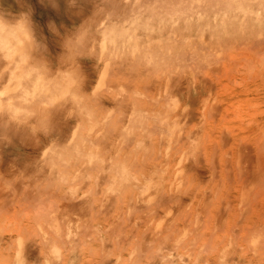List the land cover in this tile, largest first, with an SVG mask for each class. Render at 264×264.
Wrapping results in <instances>:
<instances>
[{
  "label": "bare ground",
  "instance_id": "obj_1",
  "mask_svg": "<svg viewBox=\"0 0 264 264\" xmlns=\"http://www.w3.org/2000/svg\"><path fill=\"white\" fill-rule=\"evenodd\" d=\"M11 1L14 3L19 2V0H11ZM80 1H82V0H80ZM80 1H78V0H52V2H54L53 4H51L54 7L53 8L50 4L47 3V1L40 0L39 8H41L42 12L37 13L38 18L42 19V18H45L44 17L45 16L44 11H46L47 9L54 10L55 12H57V13H54V14H57V18H58L57 24H61L60 25L61 28L64 27V25L62 23L65 20V16L68 19H72V18H78L79 19L80 18L79 24L81 27L79 30H77V33H75L76 29L74 30L75 31L74 32V34H75L74 38L72 36V33L67 34V31L65 32L64 30H62V34H61L60 30L58 29L60 26H57V30L56 29L50 30V28L48 26L50 24H47L49 31H50V32L48 31L49 33L47 32L48 33L47 35H49V36L52 35V41L56 44V46L60 45L61 49H62V47L65 48V49H63L64 51H63L61 57L59 58L60 60H56V64H54V66L59 64V65H62L64 69L68 70L67 72H64L62 74L63 81L68 85L69 89H71L73 87L76 88V92L72 93V100H73V104H74L75 112H76L75 123H66L64 120L63 114L57 113L54 115V117H49V119L46 120L42 126H40L43 129H46L48 131V134H44L43 131L36 130V126H34L32 122H29L26 124H16L14 122H9L6 119H0V177L4 178L5 180H6V178H30L29 180H31V178L36 179L39 177H43L45 179L47 178L50 183L48 184V182L46 180V183L48 184L47 186H44L46 183L40 184V185H43L42 186L43 188L48 187V189L46 188L48 192H50V187L54 186V188H55V183L60 182L59 185H57L58 183L56 184L57 185L56 190L61 186V184L66 183L67 188L69 187L70 190H75L73 195H75V193H76V187L75 186L77 185L79 179H81V181L89 184L88 180H91V178H92L93 182H92V184L90 183L89 187H91V185H92V187H94V189L90 188L89 189V190H91L90 192H92V190H97V191L102 190V192L100 191L102 193L101 197H103L101 204L99 203L100 201H97L101 206L100 207L97 205L98 209L100 207L98 215H103V214L108 215V213L106 212V211H108L107 207H108L109 203H111L112 199L115 200V198H113V197L115 195H118L120 190H122V192H123V190L130 189V188L136 190L135 193L137 195H134V198L136 199L135 201L136 202L138 201L139 203L143 202V200L146 198V196H148V198H151L152 196L157 194V192L159 194H158V196L156 195V197H158V198L160 197L159 199L161 202H162V200H164V202H166V203L168 201H169V203H171V200H172V202H174L173 199L175 198L176 194L174 196L172 194H168L166 191V190L170 191L173 189V188H171V185L168 187V185H169L168 182L170 180L167 179L168 176H173V174L170 175L168 173L166 175V172H167L166 168L172 162V161H170V163H168V161H167L169 158L168 151L171 150L169 146L171 145L172 142H175V141H177V142L182 141L183 142L184 141L187 143L189 142L191 144V147H189V148H187L188 145L186 144L187 145L185 147L186 149H190V148L194 149L196 146H199V147L201 146V145H198V144H200L201 140H202L201 143H203V141L206 140L205 141L206 143H208V142L211 143V145H210L211 151L210 152H212V150H213L212 148H214L212 154L210 153L212 156L211 155H210L211 157L209 155L207 156L209 158L208 159L209 163L211 162V160L213 161V163H214V160L216 162V164H213L214 166H212L213 167L212 170L216 169L217 162H219L216 160L218 159L221 161V162H219L221 164H222V162L223 163L226 162V164H227L226 173H227L228 172L227 169H228V165H229L228 163L230 160L232 161V165H231L232 167L230 166L231 168H229L232 171L231 170H229V171H231L230 177L232 176V184H230V185H232L231 187L234 190V196L233 195H230V196L234 197V203L236 205H235V208L232 205H230L229 209H228V207L225 205H229V203L226 202L227 204L225 203L224 206L222 204V206L224 208L227 207L226 212H227V209L229 211L230 207L232 206L231 208L234 209L233 216H234L235 221H233V220H231V221L235 222V224L233 223L234 227H232L233 229L231 228L232 231L230 229L232 234L231 233H227V234L228 235L231 234V237L235 233L239 234L238 236L236 235L237 237H239L241 235L240 238H242L241 239L242 241L240 240V238L238 240L241 242H243V241L246 242L247 244L244 242L243 243L246 245L247 248L245 247L246 251H243V248L245 245H242L240 247L239 245H237L239 243H236L238 248L243 247L241 250L243 252H246V253L249 251V253H251L250 258L253 261H257L259 259L262 260L264 258V0H89V1L83 0L84 3H79ZM88 3H90V4H88ZM86 5H87V7H89V9L91 11L93 10L92 13L89 15L85 14V11L83 9ZM5 11L6 10L4 9V7L0 4V16H3V14H5ZM6 14H9L8 11H6ZM6 17L7 16H5V18ZM53 17L54 16H52V18ZM12 18H13L12 16L11 17L9 16L7 19H12ZM48 21H49V19H48ZM45 23H46V21H45ZM64 28H66V27H64ZM33 30H34V27H33ZM67 30H69V29H67ZM41 35H43V34L40 33V31L37 29V32H35V36L37 37V41L40 44H42V42H43V44H42L43 50L37 52V54H36L37 58L42 57L49 64H51L50 62H52V61L50 60V62H49V57L44 56V54H43L45 50L48 51V49H47L48 47L46 46V44L43 40L44 37L41 38ZM46 38H47V36H46ZM45 47H47V48L44 49ZM47 51H45V52H47ZM97 51L99 52L98 61H100L102 65H101L100 70L97 69L96 80L93 83L92 76H90V74L86 76L84 73V69L81 67V65L76 66L77 63L75 61H78L79 57L83 56V59H88V60L90 59L92 61L97 62V60H96ZM56 52H58V51L56 50ZM51 56H52V54H51ZM45 57H47V58H45ZM78 64H81V63L78 62ZM94 64H92V65H94ZM51 65H53V63ZM70 65H71V67H69ZM90 65H91V63H90ZM97 68H99V66ZM92 69H93V66H92ZM92 69H89V70H92ZM95 70H96V68H95ZM94 84H96V86L92 90ZM80 85H82V87L79 89ZM67 94H68L67 91H65L63 93V95H67ZM62 98H63V96L54 97L52 99V102L55 103L57 99H62ZM235 99H236V102H234ZM231 126H233L232 129H231ZM185 127H187L188 131L187 132L185 131V133H184ZM14 138L16 139V141H17V139H18V141H20L19 144H21V145L24 144L26 146L25 147L24 145H22V147L24 146L26 148L25 153H27V155L24 158H21L22 160L19 159V160H21L20 162L17 160L15 161L14 158L11 159V157H9L10 152H12L11 151L12 148L11 147L8 148L7 145H9L13 141ZM207 140H209V141L207 142ZM165 141L169 145L168 151L165 152L167 154V155L166 154L165 155L167 157L166 163H168V166L164 162L165 160L163 162L161 161L162 158L160 156L161 155L163 156L162 153L160 156L158 155V157L161 158L160 159L161 162L160 161L156 162L157 159H159V158H157L154 161L153 160L154 157H152L153 158L152 161L156 162V165H157V163L159 165L161 163H163V164L165 163L164 165H166L167 167L165 169H162V167L164 166L163 164H162V167L157 166L155 168V170H154V167L153 168L150 167L149 169H151V170H148V171H150L151 175L147 171V173L150 176L143 179L144 181L142 180L143 182L140 183L139 182V176H141L140 175L141 173L139 174V172H140V169L142 168L141 166H143V169H144L145 168L144 161H146V159H147L146 163L149 161L147 158L148 157L147 153H149L150 157H151V155H154L155 150H157L158 148L160 149V146L158 144H165L164 143ZM205 142H204V145L206 144ZM127 145H130L131 149L128 150L130 152L125 154L123 149ZM177 145L175 144L176 148L178 147ZM179 145H180V143H179ZM212 145L214 147H212ZM156 146H159V147L156 148ZM12 147H14L13 142H12ZM127 147H129V146H127ZM180 147H181V145H180ZM164 148H165V146H164ZM173 148H175V147H173ZM141 149H142V151L145 152V153H141V155L144 154L147 157L143 156L141 158L143 161L138 158L140 161L137 163V161H135V160L133 161L132 158L134 159V156H136L137 152L140 151ZM159 149H158V151H159ZM183 149H184V146H183ZM202 149L204 150V146ZM179 150H180V148H179ZM126 151H127V148H126ZM176 151H178V148ZM197 151L196 152H197L198 157H197V155H195V156L198 159L197 158L196 159L198 161H200L199 158L202 157V158H200V159H202V161L204 160V162H208V160L206 161L205 158H203V156H201V155H204L206 153L200 151V148ZM207 151H209V150H207ZM181 152H179V153L181 154ZM185 152H187L185 154H188V155H186V157L191 156L190 153L193 154V156L195 154V150H190V151L185 150ZM16 153H18V151H16ZM123 153H124V157H123ZM158 153L160 154V152H158ZM138 154H139V152H138ZM185 154H183V155H185ZM155 155H157V153ZM199 155H200V157H199ZM18 156L19 155H17V158H18ZM130 156L132 157L131 160H129ZM178 156H179V154L177 155V157ZM204 156H206V155H204ZM144 157H145V159H144ZM166 157H165V159H166ZM181 157H180L181 163H183L182 161H183L184 156H181ZM186 157L184 159H185V161H187V163H188V161L193 162V160H195L194 159L195 157H192L193 160L191 158H190V160H188L189 158L186 160ZM210 158H212V159H210ZM135 159H136V157H135ZM197 160H195V161L198 162ZM150 161H151V159H150ZM178 161H179V158H178ZM202 161H201V163H197V164H201L203 166L202 163H204V162H202ZM148 163H151V162H148ZM190 164H188V165H190ZM211 164L212 163L209 164L208 168L210 167ZM134 165L137 167L135 169H131V168H134L133 167ZM151 165H154V163ZM193 165H195V163L194 164L192 163L191 167L190 166H188V167H190V169H191L193 167ZM223 165L225 166V163ZM181 166H183V165H181ZM181 166H179V167L177 166V167L180 168ZM188 167L186 168L187 170L189 169ZM197 167L199 168L200 166H196V168ZM203 167H205V166H203ZM203 167H201V169L199 168V170H202ZM218 167H219V165H218ZM223 167L222 168L220 167V168L225 170V168H223ZM175 169H177V168H175ZM186 169H184L183 172L185 173V175L186 174L188 175L192 170L190 171V169H189L188 171H190V172H188V171L185 172ZM170 170L172 172V169H170ZM194 170H195V168H194ZM194 170L192 172H195ZM210 170L207 169V171H210ZM224 170H222V172H225ZM216 171L217 170H215L214 173ZM203 172H204V169H203ZM184 173H182V174H184ZM226 173H224V174L222 173V174L226 175ZM182 174H181V178L183 177ZM198 174H199V172H198ZM177 175L176 176L174 175L175 178L177 177ZM200 176H202V175L200 174ZM214 176L216 177V175H214ZM217 176H218V178L222 177V176H220V174H218V172H217ZM143 177H141V178H143ZM184 177L186 179L190 178L189 176H184ZM215 177H213V178H215ZM224 177L226 179L228 177V175H227V177L226 176H224ZM185 178H184V180H185ZM193 178H195V177H193ZM193 178L189 179V181H190V182L188 181L189 186L192 185L191 183L196 179V178L195 179H193ZM218 178H215V179L217 180ZM41 179L42 178H40V180H38V181H41ZM45 179L43 180L44 182H45ZM58 179H59V181H58ZM199 179L201 181V178H199ZM210 179L211 178H209V180ZM220 179L218 181H220ZM227 179L229 180L230 178H227ZM227 179L225 181H227ZM27 180L28 179H26L25 181H27ZM29 180H28V182H25L23 179H21L20 182L18 181L19 185L13 184V183H17V182H15V180H14V182L11 181L12 183H3V181L0 180L1 181L0 182V190H9V191L10 190H13V191H15V190L20 191L21 190L20 192H23L22 190L28 191V190L41 189L39 187V184L38 185L35 184L36 182L34 184H31L35 180H33L31 183L29 182ZM177 180H178V178L175 181H177ZM184 180H183V182H184ZM191 180H193V181L191 182ZM213 180L211 181L212 183H213ZM221 180L222 181L220 182V185L224 181L223 178ZM74 181H77V183L75 182L76 185H74L75 184V183H73ZM81 181L79 183H81ZM166 181L168 183L167 186L165 185ZM203 181H201V183ZM229 181H231V180H229ZM229 181H228V183H229ZM178 182H179V180H178ZM41 183H42V181H41ZM86 183H84V184H86ZM201 183L196 181V184H201ZM81 184H78L79 187H81ZM170 184H172V183H170ZM173 184H175V183H173ZM204 184H206V183L203 182V185ZM209 184H210V181H209ZM78 185H77V188H78ZM185 185H182V186H185ZM195 185H192V186H195ZM201 185H199L200 188H203L202 187L203 185L202 186ZM182 186L179 185L176 190H178V191L184 190L185 191L186 188H189L187 185H186V188L185 187L182 188ZM221 186H219V183H218V187H221ZM229 186L226 188H230L228 191H231V187H229ZM87 187H85V189H84L82 186V188H81V189H84V192L87 191L85 198H86V196H88ZM208 187L210 188V186H208ZM218 187L216 189L214 188V190L219 192L220 188L218 189ZM226 188H224V189L226 190ZM81 189H79V190H81ZM193 189H195V188H193ZM205 189H207V188H205ZM208 189H207V192L211 194L210 189L209 190ZM63 190H65V189H63ZM153 190H157V192L153 191ZM176 190H175V192H177ZM202 190H201V192H203ZM214 190H213V193H214ZM225 190H224V192H225ZM38 191L41 192L43 190H41V191L38 190ZM52 192H50V193H52ZM54 192H55V189H54ZM71 192H73V191H71ZM71 192L69 191V193H71ZM122 192L120 194L124 193V192L123 193ZM185 192H184V195H185ZM50 193L48 194V197H49ZM63 193L64 192H62V195H63ZM93 193L95 196L96 195L95 192H93ZM101 193H99V194H101ZM0 194H2V192ZM8 194H9V192H8ZM21 194L22 193H20V195ZM146 194H148V195H146ZM26 195H27V193H26ZM29 195H30V193H29ZM38 195H40V194H37V196ZM53 195H54V193H53ZM71 195L69 194L70 198H71ZM73 195H72V197H73ZM180 195H182V194H180ZM192 195H193V193H192ZM205 195H207V194H205ZM23 196L25 197V195H23ZM55 196L57 197V194L53 196L54 199H53V197L52 198L50 197V199L51 200L53 199V201H54L59 197L58 196L56 198ZM60 196H61V194H60ZM65 196L67 197V192H66ZM69 196H68V198H69ZM78 196L79 195H77V197ZM80 196L81 197H79V199L84 197V196L82 197V195H80ZM118 196H117V199H118ZM136 196H137V198H136ZM200 196H201V194H200ZM225 196H223V198L228 197V195H225ZM16 197H17V194H16ZM40 197H43V196L40 195ZM46 197L47 196H45L43 198H46ZM64 197H62V198H64ZM120 197L125 199L123 196H120ZM178 197L179 196H177L176 199ZM187 197H189V196H187ZM191 197H193V196H191ZM191 197H189V199ZM213 197H214V194H213ZM213 197H212V200H210L211 202H208V203H210V204L212 203ZM220 197H221V195L219 196V198ZM3 198L4 197L0 198V200L1 199L4 200ZM18 198H20V196H18ZM36 198H38V197H35V199ZM62 198H61V201L63 200ZM68 198H66V199H68ZM73 198H71V199H73ZM122 198H120V200ZM128 198H130V197H128ZM229 198L230 197H228V199ZM21 199H22V197H21ZM74 199H73V201H75ZM79 199H78V201L81 202L82 200L80 201ZM93 199H95V198L93 197ZM93 199L91 198L90 201H92ZM156 199H154V200H156ZM203 199L201 201V205H202V202L204 203ZM208 199H210V198H208ZM7 200L8 199L6 196V201ZM11 200H14V199H11ZM29 200H30V198H29ZM45 200L48 201L49 198H47ZM59 200H60V197L58 198V202H59ZM86 200H87V198H86ZM145 200L147 201V199H145ZM190 200H188V201H190ZM36 201L38 202V200H36ZM53 201H51L50 203H54V204H55V202L57 203V200L55 202H53ZM69 201H70V199H69ZM73 201H70L71 207L68 206L69 203L67 201H66L67 203L63 201L64 204L65 203L67 204L65 206L69 207V208H66V207L63 208V206H62V208L66 209V211L68 209L69 214L72 213L74 208H75L74 204L72 206ZM90 201H89V205L91 204ZM95 201H96V199L94 200V202ZM158 201L159 200L157 199V202ZM178 201H179V199L175 200V203ZM181 201H180V203L182 204ZM228 201H230V200H228ZM37 202H36V204H37ZM40 202H42L41 199H40ZM63 202H60V204H63ZM26 203H27V200H26ZM26 203H25V205H26ZM75 203H76V201H75ZM81 203H83V202H81ZM120 203H119V205H120ZM123 203H125V202H123ZM151 203H153V202H151ZM154 203L156 204L155 201H154ZM169 203H168V206L171 205ZM208 203L206 202L205 210L209 208L207 206V205H209ZM217 203H220V202L217 201ZM15 204H17V202ZM40 204H39V207H40ZM46 204L49 206L48 202ZM54 204H53V206H54ZM134 204L136 206H134ZM137 204L138 203H135L134 200L132 198H130V200L128 201V206L130 209L129 216L131 215V213L137 212V211L131 212V211H133V209L134 210H135V208L137 209V206H139L140 204L143 205V203H140L138 205ZM155 204H154V206H155ZM21 205H23V204H21ZM37 205H36V207H38ZM47 205H46V207L49 208ZM89 205H88V208L91 209V207H89ZM126 205H127V203H126ZM126 205H125V207H128ZM148 205L151 206L152 204H148ZM11 206H13V205H10V208H12ZM41 206H44V205L41 204ZM55 206H56V204H55ZM80 206H79V208H80ZM90 206H92V205H90ZM97 206L93 207L92 210L94 212H95L94 209L97 208ZM143 206L145 208V205H143ZM168 206L166 204V207H168ZM178 206H180V204H178ZM197 206H195V207L198 208V211L200 208L203 207L202 206L199 208ZM5 207L6 206H4V208ZM46 207L44 210H46ZM72 207H73V209H72ZM85 207H86V205H85ZM109 207H111V205ZM152 207H153V205H152ZM164 207H165V205H164ZM166 207H165V210H166ZM206 207H208V208H206ZM211 207H212V205H211ZM223 207H222V210H223ZM13 208H14V206H13ZM43 208H41V209L39 208L40 211L37 208L38 209L37 211L42 212ZM50 208L52 210V207H50ZM57 208H58V205H57ZM88 208L86 211H88ZM116 208H117V206H116ZM144 208L142 210L143 212H145ZM146 208H148L147 205H146ZM157 208H158V206L156 207V209ZM159 208H162V207H160V205H159ZM171 208L169 206L168 209H171ZM178 208H181V207H178ZM14 209H17V208H14ZM14 209H10V210H14ZM27 209H29V208H27ZM31 209H33V208H31ZM34 209H35V207H34ZM98 209H97V211H98ZM120 209L121 208H119V210ZM138 209H139V207H138ZM148 209L150 210V207ZM3 210H5V209H3ZM21 210L24 212L26 211V209L23 210L22 208H21ZM44 210H43V212L46 213V216H48L49 215L48 211H44ZM78 210H81L83 212L85 211L84 209L83 210L78 209ZM205 210L203 209V211H205ZM37 211L35 209L36 213H33V212H31V213L35 214V216H36L39 214V213H37ZM60 211L63 212L64 210H60ZM109 211H111V210H109ZM124 211H126V210H123V212ZM151 211L153 214L155 209L153 208V209H151ZM171 211H172V209H171ZM200 211L198 212V216H196L194 213L195 217H199V218H196L197 220L200 219V215H199ZM215 211H216V209H215ZM215 211L213 213L214 216L216 215ZM217 211H218V208H217ZM1 212H3V211H1ZM30 212L28 214H31ZM123 212H119L120 215ZM146 212H147V210H146ZM155 212L157 213V210ZM161 212H162V214H165V212H163V211H161ZM218 212H220V211H218ZM6 213L7 212H5L4 214H6ZM20 213H21L20 215L26 214V213L22 214V212H20ZM44 213H42V214H44ZM47 213H48V215H47ZM56 213H58V212H56ZM87 213H85V214H87ZM172 213H174V212H172ZM172 213L168 214V216L169 215L171 216ZM223 213H224V211H223ZM11 214L12 213H10V216H11ZM58 214H60V213H58ZM66 214H68V212ZM80 214L81 213H79V215ZM83 214L81 215V217L84 218ZM94 214H96V216H97L96 212L92 213L91 216L93 219L91 221L95 220ZM125 214H126V212H125ZM136 214H138V213H136ZM136 214H135V218L136 217L138 218L139 215L136 216ZM174 214H172V215H174ZM205 214H207V213L206 212L203 213V215H205ZM210 214H211V212H210ZM210 214L208 213L207 215H209V217H210ZM44 215H41V216L44 217ZM105 215H103V216H105ZM158 215H161V214H157V217H158ZM207 215H205V217ZM1 216H3V215H1ZM1 216H0V218L4 219L7 216V214L4 216V218ZM12 216L13 217H10V219H12V221H13L15 214H13ZM50 216H48V219H47V217L45 218L47 220V223H48V220H50L49 219ZM52 216H56V215H52ZM68 216H70L69 219H72L71 215H68ZM87 216H89V215L87 214ZM103 216H102V218H103ZM110 216H111V214H110ZM118 216L119 215H117V220L119 217L122 218V216H119V217ZM126 216H127V214H126ZM143 216H147V215L143 213ZM163 216L166 217V215H163ZM168 216H167V218H168ZM170 216H169V218H173L172 216L171 217ZM212 216L213 215L211 214L210 219H212V221L214 222L215 219H214V217L212 218ZM27 217H29V216H27ZM36 217L34 219V216H33L32 221H33V219L36 220ZM38 217H40V216L38 215ZM57 217L63 218L64 216H60V215L58 216L57 215L56 219L54 217L53 219L51 218L50 221L52 222L54 219L56 221L59 220L60 218L57 219ZM154 217L156 219H154ZM154 217L153 218L151 217L152 221L150 222V225L152 224V222L157 221L156 215ZM161 217L162 216H159V219ZM20 218H21V216H20ZM73 218L75 219V217H73ZM115 218H116V216H115ZM124 218H125V216H124ZM130 218L132 219L133 217L131 216ZM144 218H146V217H144ZM144 218H142L143 222L145 220ZM149 218H148V220H146L147 222L146 221L144 222L146 224L143 223L144 227H145V225H147V223H149ZM218 218H217V220H218ZM22 219H23V217H22ZM39 219L42 220V222H43V219L41 217ZM39 219H38V221L36 220L37 223L35 221H33L35 223L34 226L36 224H38ZM74 219H72V220H74ZM87 219H88V217H87ZM87 219L84 218L83 221L84 220L87 221ZM89 219H90V217H89ZM125 219L123 221H127V219L126 220ZM139 219H140V217H139ZM153 219H154V221H153ZM192 219L194 222V218H192ZM207 219H208V217L203 220L204 221L203 223H205L204 225L200 224L202 226L197 225L198 224L197 222H200L201 220L200 221L195 220V222L197 223V224H195V225H197L195 228L197 229V227H199V229L202 230V232L195 233L196 231H194V230H196V229H193L195 235L198 233H201L198 236H195L193 234V237L195 236L193 239L194 240L193 247L195 246V244L198 246L199 243L198 244L196 243L198 238H202V236H205V237L207 236V237L212 238L214 231L217 230V229L215 230L216 224H215L214 229L212 228L213 226L211 225V229L213 232L210 229L209 230L210 235H209V231H208V235L202 234L203 230L207 227V223H208V225H210L209 224L210 219H208L209 221ZM63 220H65V219H63ZM141 220H139V221L141 222ZM164 220L166 221L167 219L165 218ZM170 220H172V219H170ZM225 220H226V217H225ZM15 221H14V223H16ZM50 221H49L50 224H48V225L52 224ZM62 221H60V222H62ZM114 221H113V223H114ZM119 221H121V220L116 221V224ZM134 221L135 220L133 219V221H131V222L134 223ZM168 221L169 220H167V222ZM218 221L220 222L221 218H219ZM3 222L4 221H2V224H3ZM42 222H40V223L42 224ZM65 222L66 221H63V224H61V225H59L58 222H56L57 224H54V223L53 224H54V226L56 225V227H57L56 230L59 231L61 227L64 228V226H62V225H65L64 224ZM67 222H68V218H67ZM215 222L217 223V221H215ZM9 223H11V222L9 221ZM14 223H13V225H16ZM82 223H87V222H81V224ZM90 223L89 224L87 223V224L90 225ZM127 223H130V222H127ZM133 223H132V225L134 227H132V228L135 229L136 226ZM225 223H226V221H225ZM225 223L220 225V227L223 225H226ZM4 224H6V222H4ZM31 224L33 225V223H31ZM43 224H45V223H43ZM78 224L81 225L80 223H78ZM119 224H121V222ZM122 224H123V222H122ZM137 224H139V223H137ZM166 224H168V226ZM211 224H213V223H211ZM219 224H221V222ZM233 224H231V226H233ZM19 225H20V222H19ZM27 225H28V223H27ZM27 225H25V226H27ZM83 225H85V224H83ZM107 225L110 227L109 224H107ZM127 225L125 227H128L130 224L128 226ZM139 225H141V224H139ZM150 225L148 224V227ZM169 225H172V223L171 224L169 222L165 223V226L163 225V227H165L167 229L170 227L169 228V230H170L171 228L175 229V227L177 226V225H172V227H171ZM205 225H206V227H205ZM3 226H5V225H3ZM16 226H12V228L16 227ZM20 226H24V225H20ZM40 226H42V225H40ZM54 226H52V227H54ZM66 226H67L66 230H65L67 232L66 234L68 235V238H71V236L69 237V235L71 233V227H69L68 225H66ZM90 226H89V228H90ZM94 226H96V225H94ZM94 226H92V227H94ZM123 226H121L123 229L120 226H119L120 229H118V227H116L119 230V232L121 233L120 234L121 236H123V235H122V232L120 230L121 229L124 230ZM155 226H156V224L154 225V227ZM203 226H204V228H203ZM10 227L7 228V232H8V229ZM19 227H16V228H18L17 230L19 231V233H21L20 231H21L22 227L21 228H19ZM111 227H113V224L111 225ZM45 228H44V231H45ZM76 228H78V227L76 226ZM85 228H87V227H85ZM85 228L80 229V230L84 231ZM110 228L108 229V231H110ZM116 228H114L115 229L114 231L118 232V230H116ZM186 228H188V226ZM229 228H227V230ZM50 229L52 230V228H50ZM50 229L47 228V231L48 230L50 231ZM136 229H137V227H136ZM142 229H145V228L142 227ZM152 229H153V227H152ZM163 229L162 230L160 229L161 231H157L156 234L158 233L160 235L161 232L164 231L165 233L163 232L164 233L163 236L167 235L165 237V240L170 242L167 239V237H172V236H170V231L168 230V232H166V229H164V230ZM174 229H171L172 233L175 231H177L178 233L179 232L182 233V229L176 228L178 230L180 229L181 231H178V230L174 231ZM206 229H208V228H206ZM234 229L236 231L235 233H233ZM17 230H16V232H14L17 235L16 238H18V235H19ZM25 230H26V228H25ZM41 230H43V226H42ZM80 230H78V232ZM94 230L96 232H92L91 230H89L88 233L91 231L92 234L96 233L95 236H98L99 235L98 231H101L102 229L101 230L100 229H98V230L94 229ZM146 230H148V228ZM146 230L144 231L145 233L146 232L150 233V232H148L150 229L148 231H146ZM154 230H155V228H154ZM156 230H158V229H156ZM186 230H185V234L189 232V231L187 232ZM3 231H5L4 228H3ZM12 231H13V229H12ZM33 231H36V230H33ZM102 231L103 232L105 231L104 233L106 234V229L102 230ZM112 231H110V234ZM132 231H133V229H132ZM132 231H128L127 233H130ZM150 231L152 232L153 230H150ZM220 231H221V229H220ZM223 231H224V228H223ZM230 231L228 230V232H230ZM23 232H22L21 236L24 237V236H26L27 233L24 235ZM30 232H32V231H30ZM60 232H63V231H60ZM211 232H212V236H211ZM217 232H218V230H217ZM9 233H11V230L9 231ZM32 233H36V232H32ZM45 233L49 234L50 232H45ZM45 233L43 232L41 236L43 238L44 237L48 238V236H44ZM52 233H53V231H52ZM52 233H51V235L53 236ZM76 233L77 232L75 231V235H76ZM97 233H98V235H97ZM145 233H142L141 235L140 234L139 235L143 236V234H144V236H145ZM220 233L222 234V231ZM61 234H63V233H61ZM92 234H90V236H92ZM107 234H109V233H107ZM114 234L115 233H113V235ZM154 234H155V232H154ZM154 234H151L152 237L150 236L152 239H153V236H155ZM0 235H2V233ZM57 235H58V232H57ZM146 235H148V234H146ZM179 235L177 234V236H179ZM228 235H226V236H228ZM32 236H33V234H32ZM35 236H36V234H35ZM60 236H62V235H60ZM60 236L58 238H60ZM77 236L78 235H76V237ZM88 236H89V234L86 235V237L84 236V238H89ZM108 236H110V235H108ZM117 236H118V234H117ZM134 236H135V233H134ZM188 236L190 237V235H188ZM188 236H186V239H187L186 242H188L189 244H186V245H187V247L190 245L189 247L192 250L193 249V247L191 246L192 242H189L191 239L189 238L190 239L189 240L187 238ZM216 236H217V234L214 237H216ZM224 236L225 235H223L222 237H224ZM36 237L40 238V236H36ZM63 237H64V235H63ZM76 237L74 240H76ZM115 237L116 236H114L112 238H115ZM126 237L128 238L129 235ZM207 237L205 240H207L209 243H211L210 241H212V240L210 238H208L210 240L209 241L207 239ZM214 237L212 238L213 240H214ZM33 238H35V237H32L31 239L33 240ZM39 238H38V240H39ZM49 238H50V236H49ZM78 238H80V237H77V240H78ZM92 238H93V236H92ZM117 238H119V237H117ZM117 238H115V239L117 240ZM124 238L122 237L123 240H124ZM130 238H131V240L133 239V237H131V236H130ZM137 238L138 237H136L135 239H137ZM195 238H197L196 241H195ZM234 238H235V235H234ZM8 239H10V238H8ZM8 239L6 241H8ZM27 239H29V238H27ZM80 239L83 240L82 235H81ZM96 239H98V238H96ZM96 239H92V240H96ZM110 239H111V237H110ZM110 239L108 238V240H109V242L107 241L108 243L112 242V241H110ZM119 239H121V238H119ZM138 239H140V238H138ZM154 239H153V241H156V239L160 240L161 237H158V235H157L154 237ZM172 239L174 241V239H176V238H172ZM179 239H180V236L178 238V241H179ZM219 239H221V238H219ZM219 239H218V241H219ZM226 239H227V237L225 238V241H226ZM228 239H230V238L228 237ZM19 240H21V238ZM40 240H42V239L40 238ZM43 240L45 241V239H43ZM71 240L74 241L73 237ZM88 240L91 241V239H88ZM127 240L128 239H126L125 242H127ZM140 240H141V242H140ZM140 240H134L133 239L132 243L134 244L136 241H139L137 243V246H138V244H139V246H140V244H142V246L146 245L147 247H150L149 245H147L150 242H151L150 245L153 244L152 240H148V241H144V239H140ZM158 240L156 241L157 244H158ZM165 240L163 239L161 242H163ZM201 240L204 241L203 238ZM231 240L232 239L228 240V242H230ZM62 241H61V244H63ZM105 241H106V239H104V242ZM142 241L144 242V244L142 243ZM182 241L185 243L184 240H182ZM14 242H15V239H14ZM20 242H19V245L23 246L22 248H24L25 245H23L22 242H21L22 244H20ZM75 242L78 243L79 241L78 242L75 241ZM81 242L82 241H80L78 244H80ZM85 242H87V244H89L88 241H85ZM85 242H84V244H85ZM102 242H103V239H102ZM119 242H117V243H119ZM122 242H124V241H122ZM146 242H148V243L146 244ZM161 242L159 243V248L163 247L165 249V251H164L165 255H169L170 252H172V251H170V247L172 246V248H173L174 245L170 246L168 244L169 245V248H168V246L166 247L165 244H164L165 247L162 246L163 243H165V242H163V243H161ZM220 242H221V240H220ZM222 242H223V240H222ZM232 242H236V239L232 240ZM42 243H41V246L43 248H45ZM203 243L205 244L206 241H204ZM225 243H227V242H225ZM48 244H45V245L48 246ZM68 244H70V243H68ZM121 244L124 245V243H121ZM129 244H130V242H129ZM133 244H132V246H133ZM157 244H156V246H158ZM160 244H162V245L160 246ZM180 244L181 243L178 244L180 247H177L178 245L175 244V245H177L175 247L176 248L175 250L180 249V248H182V249L186 248V246H184V248L181 247L182 244L181 245ZM206 244H207V246L204 245V247L203 246L202 247L203 248L209 247V249L212 247V249L207 250V251L211 252V254H212L211 250H213V252H218V250H221L219 248V249H216L217 251H214L215 248H213V246L210 245L211 246L210 247V246H208V243H206ZM215 244L218 245L219 243H215ZM223 244L224 243H222L220 245V247ZM15 245H16V242H15ZM26 245H28V244L26 243ZM37 245H38V243H37ZM74 245H77V244H74ZM74 245L72 243V247ZM80 245H83V244L81 243ZM113 245H114V243H112V246H110V244H109V246H108L109 248L107 247L108 250H106V248H103L104 246L106 247V245L102 244V246H103L102 251H104V249H105V252L107 251L106 253L108 254L109 249L111 250V249L115 248L117 250L116 247L118 245H116L115 247ZM212 245H214V241H213ZM232 245H233V243H232ZM0 246L2 249L7 247V246L4 247L5 245H0ZM29 246H31V245H29ZM52 246H55V245L52 244L51 247ZM56 246H57V244H56ZM62 246H64V244ZM99 246H101V245H99ZM142 246H141L140 250H143ZM199 246H200V244H199ZM228 246L230 247L231 244L229 243ZM40 247H38V249ZM85 247H88V246H85ZM111 247H114V248H111ZM124 247H126V246H124ZM138 247H136V248H138ZM151 247H152V250L154 252H157L155 250L159 249V248L155 247L157 249L154 250L153 249L154 247L152 245H151ZM234 247H236V246H234ZM28 248L29 247L26 248V252L28 251L27 250ZM31 248L33 249L34 247L31 246ZM43 248H42V250H43ZM77 248H80V250H82L81 248H83V247L77 246ZM95 248L97 249L98 247H95ZM121 248L124 249L122 246H121ZM128 248H130V247H128ZM133 248L135 249V247H133ZM9 249H10V246H9ZM13 249H15V247ZM36 249H37V246H36L35 250ZM49 249H47V250H49ZM62 249L64 250V248H62ZM94 249L91 248V251ZM130 249H132V248H130ZM146 249H149V248H145V250ZM162 249H161V251H162ZM188 249L189 248H187V250ZM229 249H231V247ZM235 249L236 248H234V250ZM31 250H30V252H31ZM35 250H34V252H35ZM59 250H61L60 247H59ZM66 250H64V251H66ZM138 250L137 251L134 250V251L138 252ZM171 250H174V249H171ZM201 250H202V252H201ZM201 250H199L200 253H204L206 251L202 248H201ZM234 250H233V252H231V250H230L229 253L230 252L232 254H234V252L236 253L237 249H236V251H234ZM1 251H4V250H1ZM15 251H16V249H15ZM64 251L62 253H65ZM85 251H88V249ZM99 251L101 252V247H100V249H98V252ZM119 251H120V249H119ZM119 251H117L118 254H119ZM122 251H126V249H124ZM181 251H183V250H181ZM22 252H23V249H22ZM26 252H24V253H26ZM45 252H47V251H45ZM129 252L131 253V251H128V253ZM146 252H147V250L145 251V253ZM150 252H151V249L149 250L148 253H150ZM158 252H160V250ZM174 252H176V251H174ZM174 252H172V255L174 254ZM191 252H193V250ZM31 253L34 256V253L33 252H31ZM49 253H50V251H49ZM62 253H61V255H62ZM102 253H104V252H102ZM110 253L111 252H109V256H107V254H106L107 258L110 257V255H111ZM138 253H135L133 255L139 256V255H137ZM141 253H142V251H141ZM148 253H146V254H148ZM153 253L151 254L152 256H154V254H155V253L154 254ZM183 253H185V252H183ZM197 253L198 252L190 253L191 256L186 254V253L185 254H186V257H187V255L192 257V254L197 256ZM224 253H223V255H224ZM1 254H3V253H0V255ZM9 254H11V253H9ZM36 254H37V252H36ZM44 254H46V253H44ZM59 254H60V252H59ZM59 254L57 253V255H59ZM240 254L242 256L244 253H240ZM40 255H42V253ZM46 255H45V257H47ZM101 255L99 257H102ZM116 255L117 254H115L113 256L116 257ZM142 255H145L144 252ZM148 255L151 256L150 254H148ZM157 255L160 256L161 254L159 253V254H156V256ZM165 255L164 254L161 255V259L163 261H165V260L167 261V259H169ZM179 255L181 256V254H179ZM179 255H177V256H179ZM156 256L154 257V261H155ZM177 256L175 255V257H177ZM180 256H179V258L177 257L178 262H180L179 261ZM203 256H205V255L202 254L201 261L204 259ZM246 256L247 255H245V257ZM58 257H59V259L62 258V256H61V258H60V256H58ZM103 257H105V253H104ZM111 257H112V255H111ZM119 257H118V259L120 260ZM142 257H144V256H142ZM173 257H174V255H173ZM183 257L186 259L185 256H183ZM197 257H200V256H197ZM215 257H217V256H215ZM229 257H230V255H229ZM151 258L153 259V257H151ZM158 258H160V257H158ZM184 258L181 259V262H183L182 260H184ZM248 258H247V261L249 260ZM241 259H243V258H241ZM151 260H150V262H151ZM172 260L170 258L169 262L172 263ZM175 260H176V258H175ZM204 260H207V258H205ZM204 260H203V264H205V262L208 263V261L204 262ZM237 260H239V259L237 258ZM262 261H264V260H262ZM98 262H100V261H98ZM116 262H117V260H116ZM249 262H250V260L248 261V264H250ZM108 263H110V262H108ZM135 263H136V260H135ZM193 263H194V261H193ZM193 263H190V264H193ZM100 264H102V263L100 262ZM103 264H105V262ZM128 264H130V263L128 262ZM132 264H134V260H133ZM151 264H153V263H151ZM165 264H168V262ZM221 264H225V262L223 261ZM241 264H242V262H241ZM252 264H254V263H252ZM262 264H264V262Z\"/></svg>",
  "mask_w": 264,
  "mask_h": 264
},
{
  "label": "rangeland",
  "instance_id": "obj_2",
  "mask_svg": "<svg viewBox=\"0 0 264 264\" xmlns=\"http://www.w3.org/2000/svg\"><path fill=\"white\" fill-rule=\"evenodd\" d=\"M42 1H47V3L48 4H53L54 2H52V0H42ZM78 1H80V0H78ZM89 1V0H88ZM39 2H40V0H24V5H23V7L21 6V4L19 3V2H17V3H14V2H12L11 0H0V4L4 7V9L6 10V11H8V13L10 14H6V11H5V14H3V16L5 17V16H7L6 18H8L9 16L11 17H18L21 13H27L28 15H29V17H30V19H31V21H32V25H33V27H34V33L35 32H37V29L40 31V33H42L43 35H41V38L42 37H44L43 38V40H44V42H45V44H46V46L48 47H45L44 49H48V51L50 52H48L47 50H45V51H47V52H45L44 51V56H47V57H49V62H50V60L52 61V62H50L51 64L53 63V65L54 64H56V60H60L59 58L61 57V55H62V53H63V49H65V48H63L62 47V49H61V47H60V45H57L56 46V44L52 41V35L51 36H49V35H47L50 31H49V28H50V30L51 29H56L57 30V26H60L61 24H57V21H58V18H57V14H54V13H57V12H55L54 10H51V9H47L46 11H44V13H45V18H38V12H42L41 11V8H39V6H40V4H39ZM19 3V4H18ZM79 3H84V1L82 0V1H80ZM13 4V5H12ZM88 4H90V3H88ZM52 6V5H51ZM53 7V6H52ZM54 8V7H53ZM56 9V8H55ZM84 9V11H85V14H87V15H89V14H91L92 13V11L89 9V7H87V5L83 8ZM57 10V9H56ZM12 13V14H11ZM86 15V16H87ZM52 16H54L53 18H52ZM48 19H49V21H48ZM67 19V20H66ZM61 20V19H60ZM71 20V21H70ZM76 20V21H75ZM45 21H46V23H45ZM50 22V23H49ZM52 22V23H51ZM69 23V24H68ZM80 18L78 19V18H72V19H68V18H66V16H65V20L63 21V25H64V27H66L67 29H69V30H67L66 28H64V27H62L61 28V26L58 28L59 30H60V32H61V34H62V30H64L65 32L67 31V34H70V33H72V36H73V38H74V30L76 29V32L75 33H77V30H79L80 29ZM47 24H50V25H48L49 26V28H48V26H47ZM52 24V25H51ZM69 25V26H68ZM37 26V27H36ZM79 26V27H78ZM75 27V28H74ZM49 31V32H48ZM48 32V33H47ZM46 36H47V38H46ZM37 38V37H36ZM62 38V37H61ZM52 43V44H51ZM42 44H43V42H42ZM60 48H59V47ZM58 47V48H57ZM54 49V50H53ZM56 50L59 52H56ZM62 50V51H61ZM58 55H57V54ZM51 54H52V56H51ZM59 56V57H58ZM47 57H45V58H47ZM55 60V61H54ZM81 60L82 61H88V64H89V67L87 68V70H84V73H85V75L87 76V75H89L90 74V76H92V80H93V83L95 82V80H96V73H97V69L98 70H100L101 69V65L100 64H98L96 61H92V60H88V59H83V56L82 57H79V59H78V61H75L74 63L76 64V66H78V65H81V64H78V62L79 63H81ZM58 62V61H57ZM99 63H101L100 61H98ZM90 63H91V65L92 64H94V65H92L93 66V69H92V66L90 65ZM97 64V65H96ZM99 66V68H97ZM69 67H71V65L69 66ZM82 67V66H81ZM91 67V68H90ZM96 68V70H95V68ZM89 69H92V70H89ZM87 73V74H86ZM94 76V77H93ZM234 99V98H233ZM232 99V100H233ZM234 102H236V99L234 100ZM234 126V125H233ZM233 126H231V129H232V127ZM185 131L187 132L188 130H187V127H185V129H184V133H185ZM17 141H18V139H17ZM16 141V139L14 138L13 139V146L15 147H12V142L9 144V145H7L8 146V148H12L11 149V151L12 152H10V156L9 157H11V159L12 158H14V160L16 161H21L22 159L21 158H24L26 155H27V153H25L26 151H25V145L24 144H22V145H24L23 147H22V145L21 144H19V142L20 141H18L17 142ZM206 140H204L203 141V143H201L202 142V140L200 141V144H198V145H201L200 147L199 146H194L195 148L194 149H192V148H190V149H186L185 147L188 145V147L187 148H189V147H191V144L188 142H182V141H178L179 143H180V145H181V147H180V145H179V143L177 142V141H175V142H172L171 143V145L169 146L167 143H166V141L164 142L165 144H158L159 146H160V149H159V151H158V149L157 150H155V153H154V155H151V157H150V154L149 153H147L148 154V157L146 156V155H141V153H145L144 151H142V149L140 150V151H138L139 152V154H138V152H137V154H136V156H134V159L130 156V158H129V160H131V158H132V160L134 161H137V163L140 161V160H142L141 158L143 157V156H145V157H147L148 158V162H151V163H146V161H147V159H146V161H144V163H145V168L143 169V166H141L142 168L140 169V172H139V174L141 175V176H139V182L141 183V182H143L144 180L143 179H145V178H147V177H149L151 174H150V171H148V170H151V169H149L150 167H154V170H155V168L157 167V166H159V167H162V164L163 163H161L160 165L157 163V165H156V162H159L160 161V159L162 158V162L164 161L165 163L168 161V163H170V161H172L171 163H170V165L168 166V163H166L167 164V166L166 165H164L163 167H162V169H165L166 167V170H167V172H166V175L169 173L170 175H172L173 174V176L175 175H177V177L175 178V176L173 177V176H168L167 177V179L168 180H170L168 183H169V185H168V187L171 185V188H173L172 190H166L167 191V193L168 194H172V195H174L175 196V194H176V196H175V198L173 199V201L174 202H172V200H171V203H169V201L166 203V202H164V200H162V202L160 201V197L158 198V197H156V195L158 196V192H157V190H153V191H156L157 192V194H155L154 196H152L151 198H148V196H146V198L145 199H147V201L144 199L143 200V202H140V203H143V205H145V208H144V206L142 205V204H140L138 201L136 202L135 200V198H134V195H137L136 193H135V191L136 190H134V189H132V188H130V189H126V190H123V192H122V190H120L119 191V193H118V195H115L113 198H115V200L114 199H112L111 200V203H109V205H108V207H107V209H108V211H106L107 213H108V215H105V214H103V215H105V216H103V215H98V212H99V209H100V204H101V202H102V198L103 197H101V195H102V190H92V192H90L91 190H89L90 188H93L94 189V187H92V185H91V187H89L90 186V183L92 184V178H91V180H88V182H89V184H87L86 182H83V181H81V179H79V181H78V183H77V181H74L73 183H77V185L78 184H81V187H79V185H78V188H77V185H76V183L74 184V185H76L75 187H76V193H75V195H73V193H74V191L75 190H70V188L68 187H66L67 186V184L66 183H63V184H61V186L56 190V188H57V185H59V183L60 182H57V183H55V188H54V186H52V187H50V192H52V193H50V192H48L47 191V189H48V187H46V188H43L42 186L43 185H40V184H45L46 183V180H47V182H48V184L50 183L49 182V180L46 178H43V177H39V178H31V180H29L30 178H6V180L4 179V178H1L0 180H2L3 181V183H12V182H14V180H15V182H17V183H13V184H16V185H19V182H20V180L21 179H23L24 181L26 180V179H28L29 180V182L31 183L33 180H35V181H33L31 184H34L35 182V184H39V187L41 188V189H38V190H43V191H41V192H39L38 190H22L23 192H20L19 190H15V191H13V190H0V193L2 192V194H0V198H2V197H4L3 199L5 200H0V202L2 203H0V210L1 211H3V212H1L0 213V216L1 215H3V216H1V217H3L4 218V216L7 214V216L4 218V219H2V218H0V228L3 226V225H5V226H3L1 229H0V234L2 233V235H0V245H5L4 247H6V248H4L3 246V248L4 249H2L1 248V246H0V253H3V254H1L0 255V264H100V262L103 264L104 262H105V264H107L108 262H110V263H108V264H128V262L130 263V264H132L133 263V260H134V264H148L149 262H150V260L152 259L151 257H153V259L151 260V262L149 263V264H151V263H153V264H165V263H167L168 262V264H190V263H193V261H194V263L193 264H203V260L205 259V258H207V260H204V262L205 261H208V263L207 262H205V264L207 263V264H221L223 261L225 262V264H241V262H242V264H248V261L250 260V264H252V263H254V264H262L264 261H262V260H264V258L261 260V259H259V260H257V261H253L250 257H251V253H249V251L246 253V252H243V251H246V245L244 244V243H246V242H241L242 240V238H240L241 237V235L239 236V237H237L239 234H237V233H235L236 231H235V229H234V232L233 233H235L234 235H235V238H234V235L231 237V231H232V227H234V224H235V222H233V221H235L234 220V216H233V211H234V209L233 208H231L232 206L235 208V203H234V197H232V196H230V195H233L234 196V190L232 189V185H230V184H232V176L230 177V175H231V169H229V168H231L232 166V161L230 160L229 161V165H228V172L226 173V167H227V164H226V162H224L225 163V166L223 165L224 163L222 162V164L221 163H219V162H221L220 160H218L217 158V160L216 161H219V162H217V167H216V169L215 170H217L215 173H214V171L215 170H212V166H214L213 164H216V162H215V160H214V163H213V161L211 160V162L210 163H212L211 165H210V167L208 168V166H209V158L207 157L208 155L210 156L211 154H212V152H213V150H214V148H212L213 150H212V152H210L211 151V143L210 142H208L209 140H207V142L208 143H206L205 142ZM182 142V143H181ZM204 142L206 143L205 145H204ZM6 144V143H5ZM174 144V145H173ZM175 144L178 146L177 148H178V151H176L177 150V148H176V146H175ZM185 144V145H184ZM187 144V145H186ZM190 144V145H189ZM21 145V146H20ZM162 145V146H161ZM127 146H129V147H127ZM127 146H125V148L123 149V151L125 152V154L126 153H128V152H130V151H128V150H130L131 149V147H130V145H127ZM159 146H156V148L157 147H159ZM164 146H165V148H164ZM170 147V151H168V148ZM172 146V147H171ZM183 146H184V149L186 150V151H190V150H195V154H194V156H193V154H191L190 153V155L191 156H187L186 157V155H188V154H185V153H187V152H185V150L183 149ZM203 146H204V150L202 149L203 148ZM22 147V148H21ZM173 147H175V148H173ZM200 148V151H202V152H204V153H206V154H204V155H206V156H204V155H201L200 153V155L201 156H203V158H205V160L207 161L208 160V162H204V160L202 161V159H200V158H202V157H200V155H199V160L200 161H198L197 159V157H198V155H197V150H199V148ZM206 147V148H205ZM212 147H214L213 145H212ZM126 148H127V151H126ZM167 148V149H166ZM179 148H180V150H179ZM182 148V149H181ZM176 149V150H175ZM184 150V151H183ZM207 150H209V151H207ZM15 151V152H14ZM16 151H18V153H16ZM21 151V152H20ZM163 151V152H162ZM168 151V156H169V158H168V160H167V157H166V153L165 152H167ZM183 153H182V152ZM197 151V152H196ZM149 152V151H148ZM158 152H160V154L158 153ZM171 152V153H170ZM179 152H181V154L179 153ZM24 153V154H23ZM157 153V155H155ZM161 153L163 154V156L161 155ZM211 153V154H210ZM166 154V155H165ZM179 154V156L177 157V155ZM183 154H185V155H183ZM13 155V156H12ZM17 155H19L18 156V158H17ZM128 155V154H127ZM158 155L161 157V158H159L158 157ZM184 156L183 157V163H181V156ZM195 155H197V157L195 156ZM16 158H15V157ZM126 156V155H125ZM172 156V157H171ZM212 156V155H211ZM210 156V157H211ZM123 157H124V153H123ZM135 157H136V159H135ZM145 157H144V159H145ZM152 157H154V159L152 158ZM165 157H166V159H165ZM181 157V158H180ZM186 157V160L188 159V160H190V158L193 160V158L192 157H195L194 159L195 160H197L198 162H196L195 160H193V162L192 161H188V163H187V161H185V158ZM140 160H139V159ZM157 158H159V159H157ZM178 158H179V161H178ZM197 158V159H196ZM19 159H21V160H19ZM150 159H151V161H150ZM152 159L155 161L156 159H157V161L156 162H154V161H152ZM210 159H212V158H210ZM167 160V161H166ZM176 160V161H175ZM222 160V159H221ZM225 160V159H224ZM143 161V160H142ZM160 161V162H161ZM201 161L202 162H204V163H202L203 164V166H205V167H203L201 164H197V163H201ZM178 162V163H177ZM180 162V163H179ZM143 163V162H142ZM154 163V165H151V164H153ZM174 163V164H173ZM191 163V164H190ZM192 163L194 164L195 163V165H193V167L190 169V167H191V165H192ZM209 163V164H208ZM219 163V164H218ZM177 164V165H176ZM188 164H190V165H188ZM136 165V164H135ZM133 166L134 168H131V169H135L137 166ZM151 165V166H150ZM173 165V166H172ZM181 165H183V166H181ZM218 165H219V167H218ZM179 166H181L180 168H178ZM188 166H190V167H188ZM196 166H200L199 168L201 169V167H203V169H204V172H203V169L202 170H199V168L197 167L196 168ZM224 166V167H223ZM231 166V167H230ZM189 168L190 169V171L192 170H194V168H195V172H190V171H188L186 168ZM223 167V168H225V170L224 169H221V168ZM175 168H177V169H175ZM219 168V169H218ZM143 169V170H142ZM170 169H172V172H171V170ZM179 169V170H178ZM184 169H186L185 170V172H190L188 175L186 174L185 175V173L183 172L184 171ZM198 169V170H197ZM207 169L208 170H210V171H207ZM177 170V171H176ZM220 170V171H219ZM222 170H224L225 172H222ZM229 170H231V171H229ZM147 171L149 172V174L147 173ZM171 172V173H170ZM198 172H199V174H198ZM217 172H218V174H220V176H222V177H219L218 178V176H217ZM175 173V174H174ZM182 173H184V174H182ZM224 173H226V175H223ZM148 174V175H147ZM181 174H182V176L184 177V176H189L190 178L189 179H192L193 177H195V178H193V179H195L194 181L193 180H191V184L192 185H195L196 184V181L197 182H199V183H201V181H203L204 179L206 180L207 178V180L205 181H203V182H205L206 184H204L203 185V182L201 183V184H196L195 186H192V185H188L189 184V179L187 180L185 177V180H184V178L182 177L181 178ZM195 176H194V175ZM200 174L202 175V176H200ZM216 175V177L214 176V175ZM144 177H143V176ZM227 175H228V177H227ZM157 176V175H156ZM215 177V178H218L217 180L215 179V178H213V177ZM224 176H226L227 178H230L229 180H231V181H229L227 178V181H225L226 179H225V177ZM141 177H143V178H141ZM40 178H42L41 179V181H42V183H41V181H38V180H40ZM178 178V180H179V182H178V180L177 181H175L176 179ZM199 178H201V181H200V179ZM209 178H211L210 180H209ZM214 180H213V179ZM223 178V183H221V185L223 186H221L220 185V182L222 181L221 179ZM45 179V182L43 181ZM172 179V180H171ZM203 179V180H202ZM220 179V181H218ZM28 180L27 181H25V182H28ZM76 180V179H75ZM78 180V179H77ZM143 180V181H142ZM174 180V181H173ZM183 180H184V182H183ZM187 180V181H186ZM213 180V183L211 182ZM216 180V181H215ZM5 181V182H4ZM12 181V182H11ZM19 181V182H18ZM58 181H59V179H58ZM81 181V183H79ZM182 181V182H181ZM189 181V182H188ZM209 181H210V184H209ZM215 181V182H214ZM228 181H229V183H228ZM1 182V181H0ZM177 182V183H176ZM228 184H227V183ZM84 183H86V184H84ZM167 181H166V183H165V185L167 186ZM170 183H172V184H170ZM173 183H175V184H173ZM182 183V184H181ZM187 183V184H186ZM195 183V184H194ZM215 183V184H214ZM218 183H219V186H221V187H218ZM47 183L44 185V186H47L48 185ZM57 184V185H56ZM189 187V188H186V185ZM182 186V185H185V186H182V188H186V192H185V195H184V192L182 191V190H176L177 189V187L178 186ZM199 185H201L203 188H200V186ZM210 186V188L208 187V186ZM230 185V186H229ZM82 186H83V188L85 189V187H87V189H88V196H86V198H87V200H86V198H85V195L87 194L86 192H84V189H81L82 188ZM218 187V189H219V192L218 191H216V190H214V188L215 187ZM231 187V191H228L230 188H226V187ZM176 187V188H175ZM198 187V188H197ZM216 187V188H217ZM193 188H195V189H193ZM205 188H209L210 189V192H211V194L210 193H208L207 192V189H205ZM215 188V189H216ZM224 188H226V190L224 189ZM46 189V190H45ZM54 189H55V192H54ZM63 189H65V190H63ZM71 192V191H73V192H71V193H69V191ZM78 189V190H77ZM79 189H81V190H79ZM203 189V190H202ZM208 189V190H209ZM217 189V190H218ZM52 190V191H51ZM67 190V191H66ZM175 190L177 191V192H175ZM188 190V191H187ZM201 190L203 191V192H201ZM213 190H214V193H213ZM224 190H225V192H224ZM19 191V192H18ZM34 191V192H33ZM36 191V192H35ZM67 192V197L65 196V194H66V192ZM152 191V190H151ZM174 193H173V192ZM193 191V192H192ZM216 191V192H215ZM7 192V193H6ZM8 192H9V194H8ZM13 194H12V193ZM27 193V195H26V193ZM62 192H64L63 193V195L65 196H63L62 195ZM79 192V193H78ZM93 192H95V196H94V193ZM99 192V193H101V194H97V193ZM123 193V194H120V193ZM150 192V191H149ZM205 192V193H204ZM227 192V193H226ZM5 195H4V194ZM11 193V194H10ZM20 193H22L21 195H20ZM29 193H30V195H29ZM40 194L41 196H43V197H45V196H47L46 198H43V197H40V195H38L37 196V194ZM50 193V195H49V197H48V194ZM53 193H54V195H56L57 194V197L59 196L60 197V200H59V202H58V198L56 199L57 200V203L55 202L56 200H54L53 201V199H54V195H53ZM92 195H91V194ZM130 193V194H129ZM192 193H193V195H192ZM218 195H216V194ZM224 193V194H223ZM8 194V195H7ZM16 194H17V197H16ZM44 194V195H43ZM46 194V195H45ZM60 194H61V196H60ZM69 194L71 195H73V197L75 198H73L72 197V195H71V198H73L75 201H76V203H75V201H73V199H71L70 198V196H69ZM180 194H182V195H180ZM200 194H201V196H200ZM203 194V195H202ZM205 194H207V195H205ZM213 194H214V197H213ZM4 195V196H3ZM23 195H25V197L23 196ZM53 195V196H52ZM77 195H79L78 197H77ZM80 195H82V197L83 198H80L79 199V197H81ZM91 195V196H90ZM129 195V196H128ZM146 195H148V194H146ZM206 197H205V196ZM209 195V196H208ZM221 195V197L219 198V196ZM225 195H228V197H230L229 199H228V197L227 198H225L226 196ZM2 196V197H1ZM6 196H7V201H6ZM18 196H20V198H18ZM53 197V199L51 200L50 199V197ZM68 196H69V198H68ZM117 196H118V199H117ZM120 196H123L125 199H123L122 197H120ZM160 196V195H159ZM177 196H179L177 199H179V201L178 202H176L175 203V200H177L176 199V197ZM183 196V197H182ZM187 196H189V197H191V196H193V197H191L190 199H189V197H187ZM223 196H225L224 198H223ZM13 197V198H12ZM21 197H22V199H21ZM35 197H38V198H36L35 199ZM40 197V198H39ZM51 197V198H52ZM62 197H64V198H62ZM93 197L96 199V201L94 202V200L95 199H93ZM128 197H130V198H132L133 200H134V202L135 203H138V204H140L139 206H137V209H138V207H139V209L137 210L135 207V210L133 209V211H131V212H134V211H137L136 213H138V214H136L135 212L134 213H131V215L129 216V214H130V209H129V206H128V201L130 200V198H128ZM159 200L158 202H157V199ZM212 197H213V201H212V203L210 204V203H208V202H211L210 200H212ZM18 198V199H17ZM29 198H30V200H29ZM34 198V199H33ZM47 198H49V200L47 201V200H45V199H47ZM61 198L63 199L62 201H61ZM66 198H68V199H66ZM81 201V202H83V203H81V202H79L78 201V199ZM91 198L93 199L92 201H90L91 200ZM120 198H122L121 200H120ZM129 200H128V199ZM136 198H137V196H136ZM204 198V199H203ZM208 198H210V199H208ZM11 199H14L16 202H17V204H15L16 202L14 201V200H11ZM34 201H33V200ZM40 199H41V201L42 202H40ZM69 203V205L68 206H70L71 207V204H70V201H73V203H72V206H73V204H74V210H73V212L72 213H70L69 214V210L67 209V211H66V209H63L64 207H66L65 205H67L66 203V201ZM69 199H70V201H69ZM77 199V200H76ZM84 199V200H83ZM154 199H156V200H154ZM197 199V200H196ZM201 199V200H200ZM202 199H203V201H204V203L202 202V205H201V201H202ZM206 199V200H205ZM219 199V200H218ZM222 199V200H221ZM224 199V200H223ZM26 200H27V203H26ZM29 200V201H28ZM32 200V201H31ZM36 200H38V202L36 201ZM53 201V202H55V204H56V206H55V204L54 203H50L51 201ZM153 200V201H152ZM182 200V201H181ZM188 200H190V201H188ZM221 200V201H220ZM228 200H230V201H228ZM4 201V202H3ZM21 201V202H20ZM44 201V202H43ZM50 201V202H49ZM66 202L65 204H64V202ZM85 201V202H84ZM89 201H90V205H92V206H90L89 205ZM97 201H100L99 203L97 202ZM119 201V202H118ZM122 201V202H121ZM146 203H145V202ZM153 202V203H151V202ZM154 201L156 202V204L154 203ZM180 201L182 202V204L180 203ZM217 201L218 202H220V203H217ZM8 202V203H7ZM20 202V203H19ZM23 202V203H22ZM36 202H37V204L39 203H41L42 205H44L45 207H46V203L48 202L49 203V208L50 207H52V210H51V208L49 209V208H47L46 207V210H44L45 209V207L44 206H41V204H40V207H39V204L37 205L36 204ZM60 202H63V204H60ZM114 202V203H113ZM121 202V203H120ZM123 202H125V203H123ZM161 204H160V203ZM164 202V203H163ZM206 202L210 205H207L208 207H206V208H208V209H206L205 210V205H206ZM229 203V205H225V203ZM25 203H26V205H25ZM30 203V204H29ZM33 203V204H32ZM81 205H79V204ZM119 203H120V205H119ZM123 203V204H122ZM126 203H127V205H126ZM145 203V204H144ZM152 204L153 205V207H152V205L150 206V205H148V204ZM167 204V206H168V203L169 204H171V205H169L170 206V208L172 209V211H171V209H168L169 208V206L168 207H166V204ZM186 203V204H185ZM199 203V204H198ZM215 203V204H214ZM226 203V204H227ZM8 204V205H7ZM21 204H23V205H21ZM32 204V205H31ZM53 204H54V206H53ZM78 206H77V205ZM94 204V205H93ZM108 204V203H107ZM137 204V205H138ZM154 204H155V206H154ZM160 205V207H164V205H165V207H166V210H165V207L162 209V208H159V205ZM178 204H180V206H178ZM185 204V205H184ZM204 204V205H203ZM222 204H223V206L225 205V206H227L228 207V209H229V206L230 205H232L231 207H230V210L228 211V209H227V212H226V208L227 207H223L222 206ZM10 205H13L14 206V208H17V209H14L13 208V206H11L12 208H10ZM32 207H31V206ZM36 205L38 206V207H36ZM57 205H58V208H57ZM83 205V206H82ZM85 205H86V207H85ZM88 205H89V207H91V209H89L88 208ZM100 206L99 207V209H98V206ZM111 205V207H109ZM125 205L126 206H128V207H125ZM146 205L148 206V208L150 207V210L148 209V208H146ZM198 205V206H197ZM200 205V206H199ZM211 205H212V207H211ZM220 205V206H219ZM3 206V207H2ZM4 206H6L5 208H4ZM9 206V207H8ZM62 206H63V208H62ZM79 206H80V208H79ZM95 206H97V208H95L94 210H95V212L97 213V216H96V214H94V217H95V220H93V221H91L93 218H92V216H91V214L92 213H95L92 209H93V207H95ZM116 206H117V208H116ZM119 206V207H118ZM134 206H136L135 204H134ZM141 206V207H140ZM158 206V208L156 209V207ZM176 206V207H175ZM181 207V208H178V207ZM183 206V207H182ZM195 206H197V207H202V208H200L199 209V211H200V219H196V218H199V217H195V215L196 216H198V208H196ZM219 206V207H218ZM223 207V210H222V207ZM20 207V208H19ZM34 207H35V209H36V211L40 208H43L42 209V212H38L37 211V213H39L38 215L43 219V222H42V220H40L39 218L40 217H38V215H36L35 216V214H33V213H36L35 212V209H34ZM77 207V208H76ZM82 207V208H81ZM145 209L144 211L145 212H143L142 210H143V208ZM174 207V208H173ZM196 209H195V208ZM218 208V211H220V212H218L217 211V208ZM221 207V208H220ZM21 208L24 210V209H26V211L24 212V211H22L21 210ZM27 208H29V209H27ZM31 208H33V209H31ZM38 208V209H37ZM66 208H69V207H66ZM87 208H88V211H86L87 210ZM119 208H121L120 210H119ZM142 208V209H141ZM155 209V211L157 210V213L155 212H153V214H152V211H151V209ZM3 209H5V210H3ZM10 209H14V210H10ZM40 209H39V211H40ZM57 211H56V210ZM64 210L63 212H61L60 210ZM72 209H73V207H72ZM76 209V210H75ZM78 209H84L85 211V213H87L89 216H87V214H85L83 211H81V210H78ZM97 209H98V211H97ZM159 209V210H158ZM195 209V210H194ZM203 209L205 210V211H203ZM215 209H216V211H215ZM225 209V210H224ZM10 210V211H9ZM32 210V211H31ZM34 210V211H33ZM43 210L44 211H48V213H49V215H48V213H47V215L48 216H50L49 217V219L51 220V218L53 219L54 217H55V219H56V216L58 215H60V216H64L63 218H61V217H57V219H59L60 221H62L63 219H65V220H63V221H66L64 224L65 225H62V226H64V228H60V230L58 231V230H56V225L54 226V224H57L56 222H58V224L59 225H61V224H63V221L62 222H60L59 220H53L52 222L50 221V220H48V223H47V220L45 219L46 217H47V219H48V216H46V213H44L43 212ZM59 210V211H58ZM78 210V211H77ZM90 210V211H89ZM109 210H111V211H109ZM113 210V211H112ZM123 210H126V211H124L123 212ZM146 210H147V212H146ZM176 210V211H175ZM209 210V211H208ZM33 212V213H31V212ZM58 212V213H60V214H58V213H56V212ZM76 211V212H75ZM80 211V212H79ZM128 211V212H127ZM139 211V212H138ZM161 211H163V212H165V214H162V212ZM203 211V212H202ZM214 211H215V213H216V215L214 216ZM223 211H224V213H223ZM5 212H7L6 214H4ZM20 212H22V214L23 213H26V214H23V215H20L21 213ZM31 213V214H28V213ZM51 212V213H50ZM68 212V214H66ZM84 214H83V213ZM111 212V213H110ZM113 212V213H112ZM119 212H123V213H121V215H120V213ZM125 212H126V214H127V216H126V214H125ZM141 212V213H140ZM172 212H174V213H172ZM209 213L210 214V212H211V214L213 215L212 216V218L214 217V222L212 221V219H210V217H211V214H210V217H209V215H207V214H205V215H207L206 217H205V215H203V213ZM226 212V213H225ZM10 213H12L11 214V216H10ZM18 213V214H17ZM41 213V214H40ZM42 213H44V214H42ZM65 215H64V214ZM76 213V214H75ZM79 213H81L80 215H79ZM91 213V214H90ZM119 213V214H118ZM143 213L144 214H146L147 216H143ZM149 213V214H148ZM170 213H172V214H174V215H172L171 214V216L173 217V218H169V216H168V214H170ZM194 213H195V215H194ZM197 213V214H196ZM13 214H15V216H14V218H13V221H12V219H10V217H13L12 215ZM17 214V215H16ZM33 214V215H32ZM83 214V216H84V218L85 219H87V217H88V219H87V221L86 220H84L83 221V217H81V215ZM110 214H111V216H110ZM119 215V216H122V218L121 217H119L118 218V220H121V221H119L117 224H116V221H118L117 220V215ZM135 214H136V216H138L139 215V217H140V219H139V217L136 219L135 218ZM156 215V217H157V214H161V215H158V217H157V221H154V219H156L154 216ZM202 214V215H201ZM226 214V215H225ZM41 215H44V217L43 216H41ZM52 215H56V216H52ZM68 215H71V217H72V219H74L73 217H75V219L74 220H72V219H69V217L70 216H68ZM79 215V216H78ZM142 215V216H141ZM150 215V216H149ZM152 215V216H151ZM163 215H166V217L165 216H163ZM194 215V216H193ZM219 215V216H218ZM20 216H21V218H20ZM25 216V217H24ZM27 216H29V217H27ZM34 216V219H35V217H36V220L38 221V219H39V222H38V224H36L35 226H34V222L33 221H35L36 222V220H34L33 219V221H32V217ZM102 216H103V218H102ZM115 216H116V218H115ZM124 216H125V218L127 219V221H123L125 218H124ZM133 217L132 219L130 218V217ZM150 218H149V217ZM159 216H162L160 219H159ZM167 216H168V218H167ZM170 216V217H171ZM175 216V217H174ZM232 216V217H231ZM20 219H19V218ZM22 217H23V219H22ZM89 217H90V219H89ZM129 217V218H128ZM144 217H146V218H144ZM154 217V219H153V221L155 222H152V224L150 225V222L152 221L151 219ZM208 217V219H210V222H209V224L210 225H208V223H207V227H206V225H205V227L206 228H208V229H204L203 230V235H208V231L211 229V225L213 226L212 228L214 229L215 228V224H216V228H215V230L217 229L218 230V232H217V230L216 231H214V234H213V236H212V229H211V236H212V238L217 234V236L216 237H214V240L212 239V238H210V237H207V239L208 238H210L212 241H210L209 239V241L211 242V243H209L207 240H205L206 239V237L205 236H202V238L204 239V241H206V243H208V246H213V248H215L214 249V251H217L216 249H221V250H218V252H213V250H211L212 251V254H211V252H209V251H207V250H210V249H212V247L209 249V247H205V248H203L204 247V245L205 246H207V244L205 243H203L204 241H202L201 239L202 238H195V241H196V239H197V241H196V243L198 244H200V246H199V244H198V246L195 244V246L193 247V242H194V237L195 236H198L199 234H201V233H198V234H196L195 235V233H197V232H202V230H200L199 229V227H197V229L195 228L197 225H200V224H205V223H203L204 221V219L205 218H207ZM219 217V218H221V224H219L220 222L218 221L219 220V218H218V220H217V218ZM225 217H226V220H225ZM7 218V219H6ZM28 218V219H27ZM38 218V219H37ZM67 218H68V222H67ZM107 218V219H106ZM114 218V219H113ZM142 218H144L145 220H144V222L146 221V220H148V218H149V223H147V225H145V227H144V224H146V223H144L143 222V219ZM163 218V219H162ZM167 219V220H169L168 222L171 224L172 223V225H177L176 227H175V229L174 228H171V229H174V231L175 230H178V229H176V228H180V229H182V233H178L177 231H175L179 236H180V239H179V241H178V238H179V236H177V234L175 233V232H173L172 233V231H171V229L169 230V228L167 229V228H165V227H163V225L165 226V223H168L167 222V220L165 221L164 219ZM192 218H194V222H193V219ZM9 219V220H8ZM26 219V220H25ZM31 219V220H30ZM112 219V220H111ZM125 219V220H126ZM130 219V220H129ZM133 219L135 220L134 221V223L133 222H131V221H133ZM142 219V220H141ZM170 219H172V220H170ZM207 219V220H208ZM6 220V221H5ZM16 220V221H15ZM18 220V221H17ZM21 220V221H20ZM30 220V221H29ZM115 220V221H114ZM137 220V221H136ZM139 220H141V222L139 221ZM164 220V221H163ZM195 220H197V221H200V222H195ZM231 220H233V221H231ZM2 221H4V222H6V224H4V222H3V224H2ZM9 221L12 223H9ZM14 221L16 222V223H14ZM45 221V222H44ZM49 221L53 224H51V225H48V224H50L49 223ZM74 221V222H73ZM89 221V222H88ZM109 221V222H108ZM112 221V222H111ZM113 221H114V223H113ZM206 221V220H205ZM209 221V220H208ZM215 221H217V223L219 224H217ZM225 221H226V223H225ZM19 222H20V225H24V226H20L19 225ZM23 222V223H22ZM40 222H42V224L40 223ZM81 222H87L88 224L90 223V225H88L87 223H82L81 224ZM121 222V224H119ZM122 222H123V224H122ZM127 222H130V223H127ZM147 222V221H146ZM207 222V221H206ZM13 223L14 224H18L17 226L16 225H13ZM27 223H28V225H27ZM31 223H33V225L31 224ZM37 223V222H36ZM43 223H45V224H43ZM78 223H80L81 225H79ZM113 224V227H111V225ZM132 223L133 224H135V226L137 227V229H136V227H135V229L134 228H132V227H134L133 225H132ZM137 223H139V224H141V225H139V224H137ZM144 223V224H143ZM211 223H213V224H211ZM223 223H225L226 225H223V226H221L220 227V225H222ZM233 224V226H231V224ZM42 225L43 226V230H41V228H42V226H40V225ZM78 224V225H77ZM83 224H85V225H83ZM107 224H111L110 225V227L107 225ZM128 224H130L128 227H125L126 225ZM148 224L150 225L149 227H148ZM156 224V226L154 227V225ZM163 224V225H162ZM195 224H197V225H195ZM25 225H27V226H25ZM32 225V226H31ZM66 225H68L69 227H71V233H70V235H69V237L71 236V238H68V235L66 234L67 232L65 231L66 230ZM94 225H96V226H94ZM116 225V226H115ZM118 225V226H117ZM124 225V226H123ZM162 225V226H161ZM167 226H168V224H166ZM172 225H169V226H171L172 227ZM230 225V226H229ZM11 226V227H10ZM12 226H16V227H19V228H21V233H19V231L17 230L18 228H16V227H13L12 228ZM29 226V227H28ZM31 226V227H30ZM34 226V227H33ZM52 226H54V227H52ZM76 226L78 227V228H76ZM81 226V227H80ZM89 226H90V228H89ZM92 226H94V227H92ZM110 228V231H112L113 233H115L114 235H113V233L111 232V234H110V231H108V227ZM121 226H123L124 227V230H120L121 232H122V235L123 236H121L120 234V232H119V230L118 229H120V227ZM166 226V227H167ZM183 226V227H182ZM185 226V227H184ZM188 226V228H186ZM200 226H202V225H200ZM219 226V227H218ZM8 227H10L9 229H8V232H7V228ZM26 228V230H25V228ZM46 227V228H45ZM52 228V230L50 229V228ZM85 227H87V228H85ZM104 227V228H103ZM116 227H118V229L116 228ZM131 227V228H130ZM142 227L143 228H145V229H142ZM152 227H153V229H152ZM164 229H166V232H168V230L170 231V236H172V237H167V239L170 241V242H168V241H166L165 240V237L167 236V235H164L163 236V234L165 233L164 231V233L163 232H161V236L157 233L156 234V232L157 231H161L163 228ZM218 227V228H217ZM224 228V231H223V228ZM230 227V228H229ZM3 228H4V230L5 231H3ZM32 230H31V229ZM35 228V229H34ZM44 228H45V231H44ZM47 228L48 229H50V231L48 230L47 231ZM83 228H85L84 229V231L83 230H80V229H83ZM94 228V229H96V230H98V229H102V230H105L106 229V234L101 230V231H98L99 232V235H98V233H97V235L98 236H95L96 235V233L93 235L92 233H91V231L92 232H96L94 229V231L92 230V229ZM114 228H116V230H118V232L117 231H114L115 229ZM130 228V229H129ZM148 228V230L150 229V230H153L152 232L149 230H146ZM154 228H155V230L156 229H158V230H154ZM184 228V229H183ZM202 228V227H201ZM203 228H204V226H203ZM227 228H229L228 230L230 231V229H231V231L230 232H228V230H227ZM12 229H13V231H12ZM17 230V232L19 233V235H18V238H16L17 237V235H16V233H14V232H16V230ZM30 229V230H29ZM62 229V230H61ZM77 229V230H76ZM129 229V230H128ZM132 229H133V231H132ZM161 229V230H160ZM163 229V230H164ZM178 230V231H181V230ZM187 229V230H186ZM193 229H196V230H194V231H196L195 233H194V231H193ZM199 229V230H198ZM220 229H221V231H222V234L220 233L221 231H220ZM11 230V233H9V231ZM20 230V229H19ZM25 230V231H24ZM29 230V231H28ZM33 230H36V231H33ZM42 232H41V231ZM78 230H80L79 232H78ZM87 230V231H86ZM89 230H91L89 233H88V231ZM136 230V231H135ZM148 231V232H150V233H145L144 231ZM185 230L188 232V233H186L185 234ZM198 230V231H197ZM24 231V232H23ZM30 231H32V232H36V233H32V232H30ZM52 231H53V233H52ZM60 231H63V232H60ZM75 231L77 232L76 233V235H78L77 237H80L81 238V235L83 236V240H81L80 238H78V240H77V237H76V235H75ZM128 231H132V232H130V233H127ZM135 231V232H134ZM145 233V236H144V234H143V236H140L142 233ZM220 231V232H219ZM5 232V233H4ZM7 232V233H6ZM22 232H23V234L25 235L26 233V236H21L22 235ZM38 232V233H37ZM45 233V232H50L49 234L48 233H45L44 234V236H48V238L46 237H42L41 235H42V233ZM57 232H58V235L60 236V235H62V236H60V238H58L59 236L57 235ZM60 232V233H59ZM102 232V233H101ZM117 232V233H116ZM154 232H155V234H154ZM40 233V234H39ZM51 233L53 234V236L51 235ZM61 233H63V234H61ZM74 233V234H73ZM79 233V234H78ZM87 233V234H86ZM104 233V234H103ZM107 233H109V234H107ZM134 233H135V236H134ZM160 233V232H159ZM216 233V234H215ZM225 233V234H224ZM227 233H231V234H227ZM32 234H33V236H32ZM35 234H36V236H40V238L43 240V239H45V241L47 242H45L44 240V242L42 241V240H40V238L39 237H36L35 236ZM48 234V235H47ZM84 234V235H83ZM89 234V238H84V236L86 237V235H88ZM90 234H92V236H93V238H92V236H90ZM117 234H118V236H117ZM131 234V235H130ZM140 234V235H139ZM146 234H148V235H146ZM151 234H154L155 236H157L158 235V237H161V239L160 240H158V239H156V241L158 240V244L156 243V241H153V239H154V237L155 236H153V239L151 238L152 236H151ZM193 234L195 235L194 237H193ZM57 237H56V236ZM63 235H64V237H63ZM106 235V236H105ZM108 235H110V236H108ZM128 236L129 235V237L127 238L126 236ZM138 235V236H137ZM185 235V236H184ZM188 235H190V237L188 236ZM209 235H210V231H209ZM223 235H228V236H226L227 237V239H226V241H225V236L224 237H222ZM237 235V236H236ZM21 236V237H20ZM29 236V237H28ZM49 236H50V238L52 237H54L53 239L51 238H49ZM76 237V240H74L75 239V237ZM114 236H116L115 238H117V237H119V238H121V239H119V238H117V240L115 239V238H112V237H114ZM130 236L131 237H133V239L134 240H140V239H144V241H148V240H152L153 242V244H151L154 248V250L155 249H157V248H159V243L164 239L165 241H163V242H165V243H163V242H161V243H163V245L162 244H160V246L162 245V246H164V244H165V246L167 247L168 246V248H169V245L171 246V245H174L173 246V248H172V246L170 247V251H172V252H174V251H176V252H174V257H173V255H172V252H170V254L169 255H165V249L163 250L161 247V249H162V251H161V249L159 248V249H157V250H155V251H159L160 250V252H154L153 250H152V247H151V245H150V243L149 244H147L148 242H146V244L147 245H149L150 247H147L146 245H143L142 246V244H140V246H139V244H138V246H137V243L139 242V241H136L134 244L132 243V240H131V238H130ZM149 236V237H148ZM151 236V237H150ZM186 236H188L187 238L190 240L189 242H192L191 243V246L193 247V252H191L192 250L190 249V245L187 247V245L186 244H189L188 242H186L187 241V239H186ZM192 236V237H191ZM2 237V238H1ZM15 237V238H14ZM23 237V238H22ZM32 237H35V238H33V240L31 239ZM72 237H73V240L74 241H72L71 239H72ZM91 237V238H90ZM110 237H111V239H110ZM122 237L124 238V240L122 239ZM136 237H138V238H140V239H135ZM182 237V238H181ZM186 239H184V238ZM228 237L230 238V239H232V240H235L236 239V242H232V240L230 241V242H228V240H230V239H228ZM237 237V238H236ZM8 238H10V239H8ZM21 238V240H19ZM27 238H29V239H27ZM38 238H39V240H38ZM58 238V239H57ZM96 238H98V239H96ZM101 238V239H100ZM108 238L110 239V241H112L111 243H108L109 242V240H108ZM151 238V239H150ZM163 238V239H162ZM171 238V239H170ZM172 238H176V239H174V241H173V239ZM216 238V239H215ZM219 238H221V239H219ZM234 238V239H233ZM240 238V240L241 241H239L238 239ZM4 239V240H3ZM8 239V241H6ZM14 239H15V242H16V245H15V242H14ZM17 239V240H16ZM64 239V240H63ZM66 239V240H65ZM80 239V240H79ZM88 239H91V241L90 240H88ZM92 239H96V240H92ZM102 239H103V242H102ZM104 239H106V241L104 242ZM126 239H128L127 240V242H125L126 241ZM218 239H219V241H218ZM2 240V241H1ZM32 240V241H31ZM53 240V241H52ZM60 240V241H59ZM66 243H64L63 241ZM99 240V241H98ZM120 242H119V241ZM131 240V241H130ZM155 240V239H154ZM177 242H176V241ZM182 240H184L185 241V243L182 241ZM200 242H199V241ZM220 240H221V242H222V240H223V242L222 243H224L221 247H220V245L222 244L221 242H220ZM6 241V242H5ZM21 241L22 243H23V245H25L24 246V248H22L23 246H21V245H19V242ZM29 241V242H28ZM35 241V242H34ZM38 241V242H37ZM50 241V242H49ZM56 241V242H55ZM61 241H62V243L64 244V246H62L63 244H61ZM75 241H82L81 243L84 245H80V244H78V243H76ZM85 241H88L89 242V244H87V242H85ZM108 241V242H107ZM122 241H124V242H122ZM160 241V242H159ZM202 241V242H201ZM213 241H214V245L216 246H214V245H212L213 244ZM218 241V242H217ZM12 242V243H11ZM20 242V244H22ZM40 242V243H39ZM43 242V243H42ZM53 242V243H52ZM58 242V243H57ZM84 242H85V244H84ZM101 244H100V243ZM117 242H119V243H117ZM129 242H130V244H129ZM140 242H141V240H140ZM225 242H227V243H225ZM6 243V244H5ZM11 245H10V244ZM26 243L28 244V245H26ZM37 243H38V245H37ZM41 243L43 244V246L45 247V248H43L42 246H41ZM50 245H49V244ZM53 245H55V246H52L51 247V245L52 244ZM68 243H70V244H68ZM72 243H73V245L74 244H77V245H74L73 247H72ZM112 243H114V247L116 246V245H118L116 248H117V250L114 248V247H111V248H114V249H109V251H108V254L105 252V249H104V251H102L103 249H102V244H104V245H106V247L104 246L103 248H106V250H108V246H109V244H110V246H112ZM121 243H124V245L123 244H121ZM142 243L144 244V242L142 241ZM179 243H181L182 244V246L181 247H183L184 248V246H186V248H184V249H182V248H180L181 250H183V251H181L180 249H177V250H175L176 248V246L179 244ZM185 245H184V244ZM203 243V244H202ZM215 243H219L218 245H216ZM229 243L231 244V249H229L230 247L228 246L229 245ZM232 243H233V245L234 246H236V247H234L233 245H232ZM236 243H239V244H237V245H239L240 247L242 246V245H245L244 246V248H243V251L241 250L242 248H238V246L236 245ZM14 244V245H13ZM45 244H48V246L47 245H45ZM56 244H57V246H56ZM60 244V245H59ZM108 244V245H107ZM128 244V245H127ZM132 244H133V246H132ZM156 244L158 245V246H156ZM169 244V245H168ZM175 244H177V245H175ZM180 244V245H181ZM247 244V243H246ZM29 245H31V246H33L34 248L32 249L31 248V246H29ZM68 245V246H67ZM70 245V246H69ZM99 245H101V246H99ZM227 245V246H226ZM9 246H10V249H9ZM14 248L15 247V249H16V251H15V249H13L12 247ZM17 246V247H16ZM36 246H37V251L35 250V248H36ZM41 246V247H40ZM47 246V247H46ZM76 246V247H75ZM77 246L79 247H83V248H81L82 250H80V248H77ZM85 246H88V247H85ZM121 246L124 248V249H126V251H122V250H124V249H122L121 248ZM124 246H126V247H124ZM130 247V248H132V249H130V248H128V247ZM141 246H142V249L143 250H140V248H141ZM164 246V247H165ZM203 246V247H202ZM233 246V247H232ZM21 247V248H20ZM27 247H29L27 250V252H26V248ZM38 247H40L39 249H38ZM59 247H60V249L61 250H59ZM64 248V250H66V251H64L62 248ZM68 247V248H67ZM95 247H98L97 249L95 248ZM100 247H101V252L99 251L98 252V249H100ZM108 247V248H107ZM133 247H135V249L133 248ZM136 247H138V248H136ZM144 247V248H143ZM155 247H157V248H155ZM177 247H180L179 245L177 246ZM191 247V248H192ZM198 247V248H197ZM223 247V248H222ZM225 247V248H224ZM42 248H43V250H42ZM50 248V249H49ZM58 248V249H57ZM76 248V249H75ZM91 248H95L94 250H92L91 251ZM145 248H149V249H146L147 250V252L146 253H148L149 252V250L151 249V252L154 254V256H152L151 254V252L150 253H148V254H150L151 256H149L148 254H146L145 253ZM167 248V249H168ZM187 248H189L188 250H187ZM201 248L202 249H204V250H206L205 252L207 253H200V251L199 250H201ZM207 248V249H206ZM228 248V249H227ZM234 248H236L237 249V251H236V249L234 250ZM7 251H6V250ZM21 249V250H20ZM22 249H23V252H22ZM31 250V252H33L34 253V256L32 255V253L30 252V250ZM41 249V250H40ZM47 249H49V250H47ZM81 251H79V250ZM88 249V251H85V250H87ZM119 249H120V251H119ZM139 249V250H138ZM166 249V250H167ZM171 249H174V250H171ZM225 249V250H224ZM234 251H236V253L234 252V254H232L231 252H233V250ZM1 250H4V251H1ZM25 250V251H24ZM34 250H35V252H34ZM59 250V251H58ZM135 250V251H137L138 250V252H133V251ZM190 250V251H189ZM228 252H227V251ZM231 250V252L229 253V251ZM248 250V249H247ZM15 251V252H14ZM39 251V252H38ZM45 251H47V252H45ZM49 251H50V253H49ZM54 251V252H53ZM65 252V253H62V252ZM77 251V252H76ZM79 251V252H78ZM95 251V252H94ZM117 251H119V254H118V252ZM128 251H131V253L129 254L128 253ZM141 251H142V253H141ZM187 251V252H186ZM198 252L197 253V256H200V257H197L196 255H194V254H192V257H190L191 256V254L190 253H196V252ZM226 251V252H225ZM7 252V253H6ZM21 252V253H20ZM24 252H26V253H24ZM36 252H37V254H36ZM46 253V254H44V253ZM59 252H60V254H59ZM102 252H104L105 253V257H103V255H104V253H102ZM109 252H111L110 254L112 255V257H111V255H110V257H108L107 258V256H109ZM143 252H144V254L146 255H142L143 254ZM183 252H185L186 254H188V255H190V256H188L187 255V257H186V254L185 253H183ZM201 252H202V250H201ZM209 252V253H208ZM225 252V253H224ZM9 253H11V254H9ZM20 253V254H19ZM31 253V254H30ZM39 253V254H38ZM42 253V255H40ZM57 253L59 254V255H57ZM61 253H62V255H61ZM74 253V254H73ZM81 253V254H80ZM135 253H138L137 255H139V256H135V255H133V254H135ZM164 254L167 258H169V259H167V261L165 262V261H163L162 259H161V255L160 256H158V257H160V258H158L157 256H156V254ZM178 253V254H177ZM183 253V254H182ZM214 253V254H213ZM223 253H224V255H223ZM227 253V254H226ZM240 253H244L242 256H241V254L239 255ZM246 253V254H245ZM54 254V255H53ZM102 254V255H101ZM106 254H107V256H106ZM115 254H117L116 255V257H114L113 255H115ZM179 254H181V256L179 255ZM185 254V255H184ZM199 254V255H198ZM202 254L203 255H205V256H203L204 257V259L201 261V257H202ZM218 254V255H217ZM230 255V257H229V255ZM22 255V256H21ZM31 255V256H30ZM45 255L47 256V257H45ZM51 255V256H50ZM53 255V256H52ZM64 255V256H63ZM102 256V257H99V256ZM175 255L177 256V255H179L180 256V259H179V261L180 262H178V259H177V257L179 258V256H177V257H175ZM185 256L186 257V259L183 257V256ZM207 255V256H206ZM245 255H247L246 257H245ZM250 255V256H249ZM50 256V257H49ZM58 256H60V258H61V256H62V258L61 259H59V257ZM120 256V257H119ZM122 256V257H121ZM134 256V257H133ZM142 256H144V257H142ZM156 256V258H155V261H154V257ZM215 256H217V257H215ZM235 258H234V257ZM118 257L120 258V260L118 259ZM182 257V258H181ZM215 257V258H214ZM249 257V258H248ZM64 258V259H63ZM100 258V259H99ZM125 258V259H124ZM135 258V259H134ZM170 258H171V260H172V263H170L169 262V260H170ZM175 258H176V260H175ZM184 258V260H182L183 262H181V259H183ZM194 258V259H193ZM197 258V259H196ZM217 258V259H216ZM237 258L239 259V260H237ZM241 258H243V259H241ZM247 258L249 259L248 261H247ZM130 259V260H129ZM161 259V260H160ZM199 259V260H198ZM236 259V260H235ZM116 260H117V262H116ZM132 260V261H131ZM135 260H136V263H135ZM191 260V261H190ZM193 260V261H192ZM243 260V261H242ZM261 260V261H260ZM98 261H100V262H98ZM115 261V262H114ZM123 261V262H122ZM260 261V262H259ZM114 262V263H113ZM120 262V263H119ZM159 262V263H158ZM165 262V263H164ZM185 262V263H184ZM197 262V263H196ZM227 262V263H226ZM239 262V263H238Z\"/></svg>",
  "mask_w": 264,
  "mask_h": 264
},
{
  "label": "clouds",
  "instance_id": "obj_3",
  "mask_svg": "<svg viewBox=\"0 0 264 264\" xmlns=\"http://www.w3.org/2000/svg\"><path fill=\"white\" fill-rule=\"evenodd\" d=\"M19 3L23 7L24 0ZM42 50L28 14L12 19L0 16V119L16 124L32 122L36 130L48 134L40 126L57 113L63 114L66 123H75L72 93L76 88L69 89L63 81L62 74L68 70L62 65L54 66L37 58V52ZM98 55L97 51V63L102 65ZM81 66L84 70L89 67L87 61H81ZM65 91L67 95H63Z\"/></svg>",
  "mask_w": 264,
  "mask_h": 264
}]
</instances>
